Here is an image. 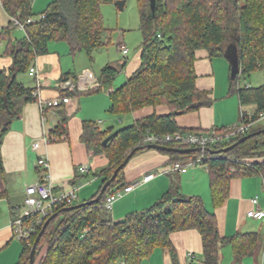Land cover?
<instances>
[{
  "label": "trees",
  "instance_id": "16d2710c",
  "mask_svg": "<svg viewBox=\"0 0 264 264\" xmlns=\"http://www.w3.org/2000/svg\"><path fill=\"white\" fill-rule=\"evenodd\" d=\"M119 0H55L36 23L25 26L26 37L11 39L16 28L14 20L26 23L38 15L33 12L32 0H0L12 21L0 33V42H8L0 57L12 58V64L0 69V173L4 174L1 147L12 124L22 116L26 105L39 102L38 88L26 86L19 77L27 75L36 59L49 52L52 42H65L72 56L84 53L93 62L95 53L111 42H104L108 33L103 23L101 6ZM137 0L140 13L143 44L141 66L119 88L112 84L121 69L105 66L98 77V86L87 91H60L62 103L69 98L110 91L109 112L123 116L144 108L165 106L167 114H153L136 120L120 130H102L94 121L83 124L82 141L94 155L107 157L108 166L94 174L102 178V186L89 201L58 204L54 212L37 227L29 240H21L22 252L18 264H29L33 246L45 223L53 216L37 248L36 264H141L157 250H167L176 262L172 235L196 230L203 243V264H220L221 250L231 247L234 259L240 261L262 249L264 241L259 232H238L232 237L222 236L217 216L207 210L200 196L187 197L177 185L166 192L155 204L142 211L132 212L122 221L115 222L105 209L110 195L131 187L125 179V169L106 190L99 202L102 187L114 172L135 151L134 157L151 151L150 136H168L177 133H205L224 135L228 128L202 132L177 126L175 113L195 112L211 105L209 93L196 86V51L206 49L211 57H225L229 46L238 49L240 71L231 79L230 92L237 95L244 108L239 124L251 129L231 139L198 149L191 154L158 151L168 157V165L186 164L202 156L209 176L214 209L225 205L234 179L262 174L264 178V133L225 152L243 137L264 130L255 128L264 116V83L258 87L241 86L240 80L255 72L264 74V0ZM121 47V46H120ZM76 79L72 73L61 81ZM47 108L43 109L45 114ZM61 118L50 134L67 135L68 116L63 105L48 107ZM237 124V125H239ZM115 133V134H114ZM114 136L104 144V141ZM55 143V141H53ZM161 146L178 149L191 148L177 143ZM133 157V158H134ZM250 166H247V163ZM239 161V163L237 162ZM235 168L236 173L231 172ZM4 195L0 193V198ZM89 202V203H87ZM85 203L84 205H81ZM81 205L73 210L68 208ZM20 205L9 204L11 219L20 214ZM194 256V255H193Z\"/></svg>",
  "mask_w": 264,
  "mask_h": 264
},
{
  "label": "crops",
  "instance_id": "0c3cea01",
  "mask_svg": "<svg viewBox=\"0 0 264 264\" xmlns=\"http://www.w3.org/2000/svg\"><path fill=\"white\" fill-rule=\"evenodd\" d=\"M11 21V17L0 5V28L6 29ZM58 43L49 44V52L36 59L34 64L38 73L36 78H31L28 74L19 77L26 86L38 88L39 102L24 107L21 118L12 124L1 147L4 174L0 173V193L4 197L0 198V264L19 263L22 248L21 252L16 248L14 255L6 257L8 247L12 245L15 237L10 225L12 219L9 204H15L12 196H20L24 201L26 188L45 180V171L38 165L39 158L44 157L48 160V181L57 193L70 192L75 187L79 188L78 202L89 201L98 193L102 186V178L94 174L107 167L109 163L106 156L94 155L92 150H88L81 137L85 121H94L102 130H105L102 125L109 126L108 129H116L109 112L111 90L69 98L62 103L59 91L61 89L58 85L63 75L72 73L77 78L69 80L77 81L85 71H90L96 82L89 89L98 86V76L90 68H84L78 75L75 63L77 55L72 56L67 43L68 47L64 45L65 42ZM127 60L128 58H125L126 66L129 63ZM12 61L10 57H0V69L9 67ZM229 64L226 57H211L206 49L196 51V86L199 90L209 93L212 103L195 112L177 116L176 123L179 128L207 132L230 128L240 123L244 108L240 105L237 95L230 92L231 65ZM125 75L128 79L127 69ZM47 102H53V106L63 105L64 113L68 116L66 127L68 136L65 140L49 145L42 144L38 150H35V143L40 142L45 133L50 134L61 122L60 116L54 109L46 107L47 112L44 114L42 103ZM167 113L169 109L165 106L144 108L123 115L122 118L118 117L120 122L118 127L130 126L136 120L153 114ZM56 136L59 135L56 134L53 137ZM33 157L36 158L33 160ZM83 165L90 168L89 173H78V168ZM168 167V157L156 150L146 151L132 158L125 169V179L132 184L131 186H135L130 193L115 202L111 213L113 220L122 221L128 214L150 207L174 184L181 183L179 174L188 175L190 172L171 173L167 171ZM150 174H156V177L148 183H142L143 179ZM209 190L211 195V189ZM260 192L259 178L249 177L232 181L230 196L221 208L214 209L207 206L205 197L209 196V193L207 196L200 197H204L207 210L216 214L221 235L232 237L238 232H253L255 229L256 220L249 218L248 213L255 208L253 200L259 197ZM259 204L263 208L264 203L259 201ZM259 222L262 224L258 232L264 241V223ZM171 239L176 250V262L172 260L167 250H157L141 264H203V243L198 231L177 232ZM227 248L221 250L220 264H225L226 261L227 264H264V246L262 249H257L252 256L240 261L234 259L232 248L228 246Z\"/></svg>",
  "mask_w": 264,
  "mask_h": 264
},
{
  "label": "rangeland",
  "instance_id": "374dc122",
  "mask_svg": "<svg viewBox=\"0 0 264 264\" xmlns=\"http://www.w3.org/2000/svg\"><path fill=\"white\" fill-rule=\"evenodd\" d=\"M33 5V12L35 14H38L33 17V20L37 21L40 17V13L47 10L49 4L55 0H32ZM117 2V1H116ZM116 2L114 3H105L101 6V14L103 17V23L105 28L108 30V33L104 36V42L110 41L111 43L109 45L104 46L100 50H98L94 55L93 62H90L86 54L79 53L77 54L75 58L76 63V71L78 75L82 73L84 68H90L96 76L99 77L101 69H103L105 66H115L120 67L122 63L125 61V58H128V64L125 67V69H121V72L118 73L116 78L113 81L112 87L119 88L126 82V75L125 70L127 69L129 78L139 70L141 66V49L143 44V35L141 31V20H140V13L137 5V0H125L124 9L122 11L119 10L118 6L116 5ZM3 31L2 27L0 28V33ZM26 37V31L20 28H15L10 33V38L15 39H23ZM2 43L0 45V54H4L8 42H0ZM59 44L58 42H52ZM51 44V43H50ZM63 44V43H62ZM61 44V45H62ZM121 44H124L125 47L128 49V55L124 56L121 48L119 46ZM64 45L67 46L66 43ZM73 59V57H71ZM230 65V64H229ZM121 68V67H120ZM82 71V72H81ZM264 83V74L262 72H255L253 73L249 78L241 79L240 84L241 86H251V87H258L261 86ZM105 93V92H103ZM110 116H112L114 121V127L115 130L123 129L127 126L118 127L120 122L119 118L121 116H116L110 113ZM119 117V118H118ZM122 118V117H121ZM264 127V120H261L255 128H262ZM102 128L107 130L109 128L105 127V125H102ZM36 157H33V160ZM199 168V169H197ZM188 171V175L185 174H179L178 177L182 179L181 183L178 182L174 185L179 186L182 188L181 190L183 193L187 196H207V193H209L206 199V204L209 206V208H212V199L210 195V186L209 185V178L208 173L206 172V167L199 165V167H193L190 168ZM259 178L260 180V195H259V201L264 203V178L262 174L255 175L252 178L256 179ZM185 178V179H184ZM243 178H249V177H243ZM184 179V180H183ZM189 181V182H188ZM188 183V185H186ZM208 186V187H207ZM202 198V197H201ZM204 198V197H203ZM202 198V199H203ZM12 200L16 205H20V213L23 210V200L20 196L13 197ZM204 200V199H203ZM155 204V203H153ZM152 204V205H153ZM151 205V206H152ZM150 206V207H151ZM264 207V206H263ZM149 208V207H148ZM254 221V220H253ZM264 223V220H263ZM255 229H253V232H258L259 227L262 224L259 221H255L254 223ZM264 225V224H263ZM15 244V245H14ZM229 247V246H228ZM19 249V252H21L22 244L21 240L14 237V240L12 242V245L8 247L7 256L14 255L16 250ZM224 249H228L227 247H224ZM231 250V249H230ZM227 264V261L225 262Z\"/></svg>",
  "mask_w": 264,
  "mask_h": 264
},
{
  "label": "built area",
  "instance_id": "2783aa9c",
  "mask_svg": "<svg viewBox=\"0 0 264 264\" xmlns=\"http://www.w3.org/2000/svg\"><path fill=\"white\" fill-rule=\"evenodd\" d=\"M1 5V2H0ZM44 15H40V19H43ZM37 21L30 18L27 22L21 23L18 20H14V25L17 28L23 29L25 31V26L27 24H33ZM121 51L124 56L128 55V49L125 46H121ZM28 75L31 78H36L38 76L36 68L33 66L30 68ZM95 78L91 74L90 71H85L83 75L77 80H67L61 81L58 87L62 91H87L89 87L95 83ZM39 85V82H38ZM40 87V85L38 86ZM53 102L42 103V110L46 107L53 106ZM262 120H264V116H262ZM252 125L239 124L233 127L228 128V133L224 135H211L205 133H177L175 135L168 136H150L147 141L152 144H162V143H177L188 145L191 148H200L206 149L210 145H215L221 142H230L231 139L238 137L241 134L248 132L251 129ZM49 133H45L40 142L35 143L34 148L38 150L42 144L49 145L52 144L53 141L57 142L60 140H65L66 134H61L59 136L53 137ZM205 160V157L202 156L197 161L189 160L186 164L183 163H175L168 167V172L171 173H186L190 168L197 167L202 164ZM247 163V160H244ZM239 163V161H237ZM38 165L42 170L45 171L43 181L36 183L34 185H30L25 190V198L23 204L22 212L14 219L11 220V228L14 231V236L19 240H29L32 235H34L37 231V227L44 224V220L49 217L55 210V206L58 204H73L78 201V187L73 188L70 192L65 193H57L55 191L54 186L48 181V169L49 162L46 158L41 157L38 159ZM247 166H250L247 163ZM90 168L87 165H83L78 168V173L87 174L89 173ZM236 169L232 168L231 172L236 173ZM156 177V174H150L145 177L142 183H148L152 181ZM264 184V183H263ZM135 185L126 188L124 191L118 192L116 194L110 195L105 203V209L108 213H112L113 206L115 202L121 199L125 194L130 193ZM264 187V185H263ZM253 204L255 208L248 213V217L257 220H264V207L261 208L259 204L258 198L253 200ZM191 257L194 256L191 254Z\"/></svg>",
  "mask_w": 264,
  "mask_h": 264
},
{
  "label": "water",
  "instance_id": "95a60500",
  "mask_svg": "<svg viewBox=\"0 0 264 264\" xmlns=\"http://www.w3.org/2000/svg\"><path fill=\"white\" fill-rule=\"evenodd\" d=\"M116 5L118 6L119 10L122 11L124 9V5H125V0H119L116 2ZM152 9L155 10V1L152 0ZM225 57L228 59L230 65H231V79H235L240 71V66H239V57H238V49L236 47L233 46H229L225 52ZM177 116L181 115L182 113L177 112L175 113ZM264 133V130L260 131V132H255L252 134H249L245 137H243L242 139H240L237 143H235L234 145L228 147L227 149H225V152L231 151L232 149L246 143L248 140L259 136L261 133ZM115 134V133H114ZM111 135L110 137H108L105 141L104 144H107L111 138L114 136ZM151 150H156V151H163V152H169V153H177V154H191L196 152L198 149H192V148H188V149H178V148H170V147H166V146H161V145H149L148 147ZM135 151H133L124 161V163L114 172L113 176L111 177V179L109 181H107L105 183V185L102 187L100 194L98 195V197L90 202H99L102 200L106 190L108 189V187L113 183V181L117 178L118 174L120 173L121 170H123L124 168L127 167V165L129 164V162L131 161V159L134 157ZM89 203V202H87ZM85 203H82L81 205H84ZM81 205H77L71 208H68L67 210H73L75 208L80 207ZM56 218V216L51 217L44 225L41 233L39 234L31 255H30V262L29 264H36V259H37V248H38V244L41 241L42 236L44 235V233L46 232V229L48 228V226L50 225V223Z\"/></svg>",
  "mask_w": 264,
  "mask_h": 264
}]
</instances>
